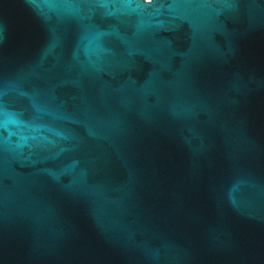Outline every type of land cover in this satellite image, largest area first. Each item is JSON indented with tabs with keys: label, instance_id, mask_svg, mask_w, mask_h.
I'll list each match as a JSON object with an SVG mask.
<instances>
[{
	"label": "water",
	"instance_id": "obj_1",
	"mask_svg": "<svg viewBox=\"0 0 264 264\" xmlns=\"http://www.w3.org/2000/svg\"><path fill=\"white\" fill-rule=\"evenodd\" d=\"M0 264H264V0H0Z\"/></svg>",
	"mask_w": 264,
	"mask_h": 264
}]
</instances>
